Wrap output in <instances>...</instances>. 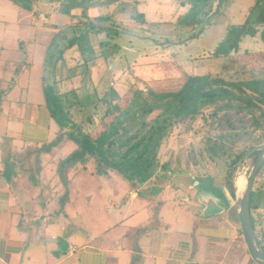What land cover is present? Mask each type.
I'll list each match as a JSON object with an SVG mask.
<instances>
[{
	"label": "crops",
	"instance_id": "1",
	"mask_svg": "<svg viewBox=\"0 0 264 264\" xmlns=\"http://www.w3.org/2000/svg\"><path fill=\"white\" fill-rule=\"evenodd\" d=\"M37 15L0 0V264H248L249 259L235 257L238 246L229 255L235 242L230 228L236 226L225 212L235 202L224 208L218 195L201 190L191 172L181 169L177 155L163 157V145L158 161L166 169L140 187L125 181L121 193L109 188L115 172L97 175L91 162L77 165L68 174V197L61 207L64 188L56 164L75 146L65 142L41 155L36 169L33 152L58 133L45 106L43 80L57 95L74 98L81 89L73 83L86 67L95 74L101 62H78L80 54L72 47L53 64L47 79L49 49L64 46L59 40L64 33L55 32L53 23L40 26ZM68 16L60 11L43 18L64 23ZM72 51L78 52L75 62L69 56ZM76 105L71 103L69 109L72 120L86 122L89 132L100 129L96 116ZM184 159L181 164L195 168ZM95 187L106 190L97 197L88 190ZM78 190L83 191L81 198ZM202 192L207 195L201 199L204 206L198 200ZM89 203L100 212H89ZM57 238L68 244L65 252Z\"/></svg>",
	"mask_w": 264,
	"mask_h": 264
},
{
	"label": "trees",
	"instance_id": "2",
	"mask_svg": "<svg viewBox=\"0 0 264 264\" xmlns=\"http://www.w3.org/2000/svg\"><path fill=\"white\" fill-rule=\"evenodd\" d=\"M9 1L31 12L35 0ZM92 1L94 0H68L62 12L68 15L71 9H89L90 7L78 8L77 5L93 3ZM213 1L182 0L181 5H188L189 8L177 21V27L181 30L199 27L200 35L204 26L219 11H216L218 3L213 10ZM225 1L228 0H222L221 6ZM82 15L86 16L85 11ZM93 20L102 24L109 21L110 17L97 16ZM90 30H95V33L103 32L105 36L111 38L122 34L116 29L99 27L96 23L90 22L87 28L74 30L70 38L64 34L59 36L60 42L65 46L56 50L54 63L62 58L64 49L72 47L77 48L83 62H88L85 53L93 55L87 40ZM245 38L258 39L264 43V0H256L249 8L243 24L228 26L223 38L212 52L213 57L226 61L222 65L225 72L222 76L185 74L180 85L172 89L155 90L148 87L140 90L132 86L126 92L123 106H119L122 97L110 89L93 104L92 109L99 111L97 119L100 129L94 128L90 132L86 129V122L76 123L72 120L69 112L71 103L68 104L70 96L57 95L53 85L43 80L45 106L58 127V133L52 142L33 152L38 161L36 169H39L41 155L51 153L65 142H71L75 146L67 157L56 164V176L64 188L60 200L61 207L68 197V174L74 171L77 165L84 166L91 162L97 175L113 171L133 187L144 185L158 170L166 169L164 165H160L158 155L173 129L185 119L203 117L205 112L208 113L206 119L217 122L218 126L226 127L225 132L207 141L204 151L209 160L222 161L226 167L224 176L221 179L217 178L220 183L218 186H221L223 191V196L219 197L226 207L234 203L231 183L236 163L250 149L264 144V76L256 77L253 71L245 72L236 68L234 58L241 53L250 54L247 50L241 51ZM109 45L108 41L100 43L101 47H107L100 54L104 60L117 50L116 46ZM226 73L227 78L224 77ZM241 142L245 144L235 151ZM252 158L254 159L255 155ZM194 165H197V162H194ZM263 201L264 190L252 191L250 218L255 237L264 253V227L259 212ZM248 264L254 263L249 259Z\"/></svg>",
	"mask_w": 264,
	"mask_h": 264
},
{
	"label": "rangeland",
	"instance_id": "3",
	"mask_svg": "<svg viewBox=\"0 0 264 264\" xmlns=\"http://www.w3.org/2000/svg\"><path fill=\"white\" fill-rule=\"evenodd\" d=\"M67 1L35 0L32 5V10L38 14L37 17L40 26H45V21L48 24L53 23V30L58 33H64L67 38L73 35L74 30H80L84 27L87 28L90 22L96 23L99 27L104 26L116 29L122 33L111 38L105 36L103 32L95 33V30H90L87 37L88 46L93 53L92 56L88 52L85 53L86 58L89 60L88 62L101 63L95 69L97 70L95 74H92L94 71L91 72L88 67L85 69V76L80 74V81H76L73 85L79 87L81 90L78 92L77 97H69L68 104H77L76 108L84 109L85 112L90 111L96 114V117L99 116V111L96 112V109H92L93 104L98 99H101L110 88L115 90L118 96L122 97L119 106H123V102L126 101V92L132 86L140 90L148 87L155 90L172 89L180 85L185 74L222 76L225 73L223 72L222 65L226 61L222 58L213 57L212 52L223 38L226 28L230 25L243 24L249 8L256 2V0L225 1L218 13L204 26V29L198 35L199 27L191 30H181L176 25L177 21L186 14L189 8L188 5H181L182 0H116L110 4L85 10L71 9L68 14L70 16L68 17L74 18V20L68 18L67 22L65 20L64 23L61 20L55 21L53 18L48 20L43 18L45 16L50 17V15L57 14L58 12L60 13L64 5L67 4ZM101 1L94 0L92 2ZM217 3L218 0L213 1V10ZM83 11H85L86 16L82 15ZM97 16H109L110 20L100 24L93 20ZM141 16L142 18H139ZM104 41L110 43L109 47H117V50L111 53L106 60L100 56L102 51L107 49V47L100 46V43ZM64 46L60 49H63ZM244 50H247L250 54L243 55L241 53L234 56L236 68L245 72L253 71L254 76L263 77L264 53L259 52L264 51V43H261L258 39L245 38L241 46V51L244 52ZM55 52L54 47H50V56L47 59L51 67L46 68V75L49 74L47 79L53 71V59L57 55ZM74 52L72 51L69 55L73 62H75L73 56H78V52ZM82 61L83 59L79 55L78 62ZM100 74L104 75L102 81L99 82ZM224 77H228L227 73ZM94 86H97L96 91L93 88ZM94 94L96 98H93ZM207 115L208 113L205 112L203 117L198 116L192 120L185 119L179 122L169 137L164 141L162 155L164 158L169 155H177L178 164L181 169L191 172V176H193L192 180H197L201 190L223 196V191L221 186H218L220 183L217 178L221 179L224 176L226 167L222 161L217 159L213 161L209 160L204 148L208 140H212L225 132L226 127L218 126L217 122L206 119ZM96 117L94 118L98 120ZM236 127L238 126L236 125ZM244 144L245 142H241L239 145L237 144L238 146L235 151L242 148ZM185 157L193 165L194 162H197V165L194 166L195 168L192 167L194 169L188 168V163H180V159L183 161ZM253 160V158H250L245 163L244 168H240L239 171L234 169L232 181L235 180L236 173H238V176H243L242 172L244 173L246 168L252 164ZM114 176L116 178L113 177L114 179L110 182L109 188L112 193H114L113 191L121 193L120 187L126 182L118 173L115 172ZM119 180L122 183H119L121 182ZM49 183H51V179ZM174 183L176 184L175 181ZM55 188L53 187V190ZM103 188L102 192L98 191L97 187L88 190L96 193L98 197L100 196V192L102 194L106 190ZM263 190L264 166L254 180L252 191L259 192ZM53 194L57 196L59 192L55 190ZM82 195L83 191L80 193L78 190L77 196L81 198ZM203 198L206 199V196ZM89 205V212H100L96 204L89 203ZM234 205L225 212L226 219L228 218L229 221H232L234 218V222L231 223H234V226H236L230 228V240L234 239L235 242L232 247H229V255L233 256V249L236 250L238 246V252H235V257L249 259L240 233V227H238L239 222L236 217ZM78 206L79 203L75 205V209ZM259 212L261 214V220L263 221L262 226L264 227V201L259 208ZM85 214L87 215V213ZM89 216L91 215L89 214ZM225 229L228 232L230 231L229 228Z\"/></svg>",
	"mask_w": 264,
	"mask_h": 264
},
{
	"label": "water",
	"instance_id": "4",
	"mask_svg": "<svg viewBox=\"0 0 264 264\" xmlns=\"http://www.w3.org/2000/svg\"><path fill=\"white\" fill-rule=\"evenodd\" d=\"M116 0H104L101 2H93V3H80L78 4V8H84V7H99L106 4L113 3ZM222 0H219L218 5L216 7V11L219 10L221 6ZM255 155V158L250 164L249 167L246 168L244 173L242 172L241 177L244 178V184L241 187H238L236 184V179L239 177L238 173L235 175V180L232 181V190L234 195V202H235V208L237 213V219L239 222L240 227V233L248 254L249 259L254 264H264V253L261 250L257 239L254 234L251 218H250V197L253 189L254 180L259 173V171L264 166V144L258 145L250 149L248 152H246L240 160L236 163L235 169L236 171H239V169H243L245 163L252 158ZM241 174V173H239ZM205 193V192H204ZM203 192L199 193L198 200L201 201V204L204 206L205 203L201 200L205 194ZM212 196L215 195L212 194ZM207 197V195H206ZM222 203V202H221ZM223 205V204H222ZM225 208V205H224ZM59 248L62 252H65L67 250V243L62 238L56 239Z\"/></svg>",
	"mask_w": 264,
	"mask_h": 264
},
{
	"label": "bare ground",
	"instance_id": "5",
	"mask_svg": "<svg viewBox=\"0 0 264 264\" xmlns=\"http://www.w3.org/2000/svg\"><path fill=\"white\" fill-rule=\"evenodd\" d=\"M236 184L238 187H241L243 184H244V178L239 176L237 179H236Z\"/></svg>",
	"mask_w": 264,
	"mask_h": 264
}]
</instances>
